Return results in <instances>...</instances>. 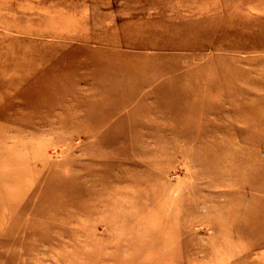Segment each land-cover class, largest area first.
I'll list each match as a JSON object with an SVG mask.
<instances>
[{"label": "rangeland", "instance_id": "374dc122", "mask_svg": "<svg viewBox=\"0 0 264 264\" xmlns=\"http://www.w3.org/2000/svg\"><path fill=\"white\" fill-rule=\"evenodd\" d=\"M0 264H264V0H0Z\"/></svg>", "mask_w": 264, "mask_h": 264}]
</instances>
